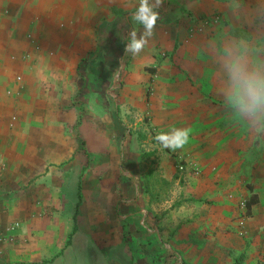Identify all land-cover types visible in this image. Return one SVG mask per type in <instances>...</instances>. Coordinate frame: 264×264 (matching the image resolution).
I'll return each instance as SVG.
<instances>
[{"label": "rangeland", "instance_id": "1", "mask_svg": "<svg viewBox=\"0 0 264 264\" xmlns=\"http://www.w3.org/2000/svg\"><path fill=\"white\" fill-rule=\"evenodd\" d=\"M6 4L0 1V105H10L0 108V187L14 188L20 179L21 160L6 154L13 133L20 148L19 123L31 114L27 93L32 101L43 94L39 115L57 120L62 141L74 142L72 158L59 168L82 183L74 230L79 264H264V105L248 108L238 78L236 94L217 97L209 78L206 86L202 80L203 65L174 62L165 49L158 50L156 66L125 56L118 64L108 62L112 41L104 46L95 28L121 14L115 7L107 15L97 6L88 17L78 9L79 24L93 21L87 32L69 24L58 28L60 21L49 31L30 32L24 23L13 28ZM219 13L222 21L215 26L229 31L230 21ZM205 18L188 25L178 48L195 37H214L201 25ZM232 22L238 58L233 70L264 81V0H241ZM127 45L128 39L123 55L131 54ZM32 72L46 75L27 82ZM175 129L189 132L187 143L165 148L156 137ZM72 187L63 190L67 205ZM251 189L260 203L249 214ZM129 199V206L112 209ZM22 228L21 222L0 223V246L12 229ZM143 230L157 233L156 254L139 248Z\"/></svg>", "mask_w": 264, "mask_h": 264}, {"label": "crops", "instance_id": "2", "mask_svg": "<svg viewBox=\"0 0 264 264\" xmlns=\"http://www.w3.org/2000/svg\"><path fill=\"white\" fill-rule=\"evenodd\" d=\"M109 1L6 0V5L13 18V28L15 29L18 22L24 23L21 24L23 29L30 32L49 31V26L55 21H60L59 24L62 21L65 23L62 26L58 24V28L69 24L70 28L77 26L74 30L87 32L92 28L93 21L84 19L85 23L79 24L78 20L83 19L78 18V9H83V15L88 17L92 14L89 10L97 6L105 8L107 15L110 8L115 7L121 14L115 15V19L98 22L95 28L104 46L108 41H112L108 53L105 54L108 62L118 64L125 56L127 60L132 57L134 62L156 66L158 50L165 49L172 55L169 59L173 57L174 62L183 61L189 66L192 63L203 65L201 68L204 70V79H201L206 86V79L209 78L210 93L213 95L229 97L236 94V89L239 88L236 87L238 73L233 70V65L237 64L238 58L235 43H232L233 35L229 31L233 28L232 20L239 12L241 0H161L155 9L159 17L153 34L135 55H123L121 49L125 47L127 39L128 44L130 43V33L135 32L137 39L144 36V26L132 19V14L140 6L141 0H120L116 6H112ZM219 12H223L227 21H230L229 31L228 27L226 28L228 32L221 30L223 25L214 26L208 29L210 33L213 32L214 37L205 41L201 37H195L191 43L177 47L178 37H187L188 25L192 21L200 17L221 15ZM167 62L169 60L163 65ZM153 69L154 73L158 72L157 67ZM35 74L37 73L32 72L28 75L27 82L29 79L46 75L39 74L38 77ZM175 76L176 72L172 71L170 80ZM32 91L34 92L33 89ZM27 94L30 96L26 107L31 114L26 115L25 120L19 123L22 129L20 148H16L18 141L13 133L10 139L11 151L6 154L9 160H21L18 167L20 179H17L14 188L0 187V223L9 225L15 221L21 222L23 228L21 231L12 229L10 238L0 246V264H79V249L74 239V230L81 206L82 183L77 180L76 173L71 174L70 170L59 168L63 162L72 158L75 152L74 142L72 143L71 139L62 141L64 135L62 136V129L57 120L45 121L39 115L43 108V94H37L34 101L30 100L32 95ZM8 105H0V108ZM33 112L37 114L36 118ZM68 185L73 186L71 191L74 192L70 205H67L68 200L63 196V190H66ZM122 188L123 195L130 193L126 183ZM107 191L112 192V187H107ZM114 191L117 196V190ZM120 202L122 203L116 201L112 209L117 211L121 205L124 208L126 202L127 206L130 205V199ZM47 211L54 213L49 215ZM127 217L123 219L126 220ZM141 237L143 239L139 241V248L156 254L159 247L157 233L143 230Z\"/></svg>", "mask_w": 264, "mask_h": 264}, {"label": "clouds", "instance_id": "3", "mask_svg": "<svg viewBox=\"0 0 264 264\" xmlns=\"http://www.w3.org/2000/svg\"><path fill=\"white\" fill-rule=\"evenodd\" d=\"M161 0H141L140 6L132 14V19L144 26V36L137 39L135 32L129 34L130 43L126 46V52L137 54L147 43V38L152 36L159 13L155 10ZM238 82L248 97V108L254 109L264 105V81L255 78L238 77ZM189 132L184 129H175L171 133H161L156 137L165 148H182L188 141Z\"/></svg>", "mask_w": 264, "mask_h": 264}, {"label": "built area", "instance_id": "4", "mask_svg": "<svg viewBox=\"0 0 264 264\" xmlns=\"http://www.w3.org/2000/svg\"><path fill=\"white\" fill-rule=\"evenodd\" d=\"M221 21H222L221 15L216 14L211 17H206L205 19H203L201 25L207 28H213L215 25L219 24Z\"/></svg>", "mask_w": 264, "mask_h": 264}, {"label": "trees", "instance_id": "5", "mask_svg": "<svg viewBox=\"0 0 264 264\" xmlns=\"http://www.w3.org/2000/svg\"><path fill=\"white\" fill-rule=\"evenodd\" d=\"M252 192V196L251 199L249 201H247L246 206H247V210L249 212V214H251L252 209L255 205H258L260 203L259 200V195L257 192H255L254 190L251 189Z\"/></svg>", "mask_w": 264, "mask_h": 264}]
</instances>
